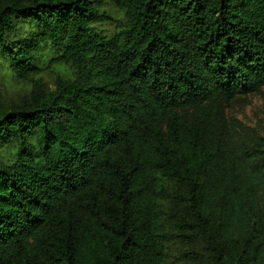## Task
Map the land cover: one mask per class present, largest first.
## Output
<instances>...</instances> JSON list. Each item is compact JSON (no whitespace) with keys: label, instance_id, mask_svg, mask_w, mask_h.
Masks as SVG:
<instances>
[{"label":"trees","instance_id":"trees-1","mask_svg":"<svg viewBox=\"0 0 264 264\" xmlns=\"http://www.w3.org/2000/svg\"><path fill=\"white\" fill-rule=\"evenodd\" d=\"M104 1L0 3V71L75 70L0 111V264H166L173 242L264 264V150L223 140L218 107L264 87V0H111L112 38Z\"/></svg>","mask_w":264,"mask_h":264},{"label":"rangeland","instance_id":"rangeland-1","mask_svg":"<svg viewBox=\"0 0 264 264\" xmlns=\"http://www.w3.org/2000/svg\"><path fill=\"white\" fill-rule=\"evenodd\" d=\"M16 0H0V3H9ZM101 14L113 19V21H104L93 25L96 32L102 36L112 38L118 29V22L126 21V11L119 9L111 0H105L102 7L99 8ZM75 77V70L71 66H55L47 69L39 76L28 80H21L15 77L8 70L0 71V111L11 110L19 105L22 100L29 97L34 84L41 80L44 90L47 92L55 91L59 80L71 81ZM211 106V104L209 103ZM218 107L222 110L223 118L220 122L221 134L223 140L230 141L235 148L264 150V87L257 92L236 96L225 101L221 100ZM196 109L178 110L177 115L185 116L191 122H196ZM170 116H166L164 128L167 132V123ZM205 137L208 144H215L218 135L208 126L205 131ZM13 152L9 149L0 150V157L6 160L11 157ZM176 190V188L174 187ZM164 211L168 218L164 222L163 230L167 234L176 233L175 225L178 219L176 212L179 210L181 216L186 213L184 206H177L172 202L163 203ZM166 264H213L210 254L201 242L185 244L182 242H173L167 245Z\"/></svg>","mask_w":264,"mask_h":264}]
</instances>
